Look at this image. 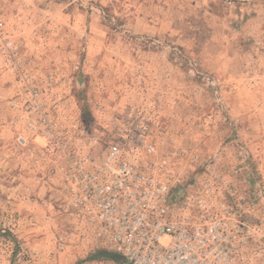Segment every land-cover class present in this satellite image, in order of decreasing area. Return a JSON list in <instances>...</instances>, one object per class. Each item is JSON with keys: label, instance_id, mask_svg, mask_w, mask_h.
<instances>
[{"label": "rangeland", "instance_id": "rangeland-1", "mask_svg": "<svg viewBox=\"0 0 264 264\" xmlns=\"http://www.w3.org/2000/svg\"><path fill=\"white\" fill-rule=\"evenodd\" d=\"M0 10L20 52L15 72L0 54V264L98 261L91 246L55 249L48 196L10 153L8 102L24 73L59 78L79 110L85 96L104 140L167 121L177 140L163 149L182 151L189 177L216 171L243 193L264 264V0H0Z\"/></svg>", "mask_w": 264, "mask_h": 264}, {"label": "built area", "instance_id": "built-area-1", "mask_svg": "<svg viewBox=\"0 0 264 264\" xmlns=\"http://www.w3.org/2000/svg\"><path fill=\"white\" fill-rule=\"evenodd\" d=\"M2 17L0 54L15 72L19 46ZM8 104L9 150L48 196L56 250L119 256L93 264H256L243 193L216 171L189 177L182 151L163 149L165 137L177 138L160 116L143 120L137 139L107 141L86 126L59 78L27 73Z\"/></svg>", "mask_w": 264, "mask_h": 264}, {"label": "trees", "instance_id": "trees-1", "mask_svg": "<svg viewBox=\"0 0 264 264\" xmlns=\"http://www.w3.org/2000/svg\"><path fill=\"white\" fill-rule=\"evenodd\" d=\"M79 104H80V111H81V116L82 119L84 121V123L86 124V126L91 130L92 129V112H91V108L89 106V103L86 99L85 96L80 95L78 98ZM91 259H96V260H100L103 258H113V259H118L119 256L114 253L111 252L109 250H107L106 248L100 247L98 249H96L95 251L91 252L90 255Z\"/></svg>", "mask_w": 264, "mask_h": 264}, {"label": "water", "instance_id": "water-1", "mask_svg": "<svg viewBox=\"0 0 264 264\" xmlns=\"http://www.w3.org/2000/svg\"><path fill=\"white\" fill-rule=\"evenodd\" d=\"M79 82H80V84H82L83 83V78H79Z\"/></svg>", "mask_w": 264, "mask_h": 264}]
</instances>
